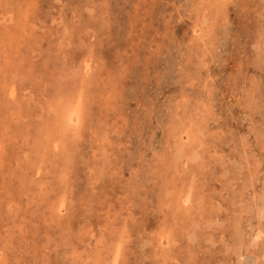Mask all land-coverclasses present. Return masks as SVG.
<instances>
[{"label": "rangeland", "instance_id": "374dc122", "mask_svg": "<svg viewBox=\"0 0 264 264\" xmlns=\"http://www.w3.org/2000/svg\"><path fill=\"white\" fill-rule=\"evenodd\" d=\"M0 264H264V0H0Z\"/></svg>", "mask_w": 264, "mask_h": 264}, {"label": "bare ground", "instance_id": "6f19581e", "mask_svg": "<svg viewBox=\"0 0 264 264\" xmlns=\"http://www.w3.org/2000/svg\"><path fill=\"white\" fill-rule=\"evenodd\" d=\"M75 66H76V65H75ZM75 66H74V67H75ZM82 142H83V141H82ZM260 194H261V193H260ZM258 222H259V221H258ZM258 237H259V236H258ZM261 237H262V236H261ZM262 239H263V238H262Z\"/></svg>", "mask_w": 264, "mask_h": 264}]
</instances>
